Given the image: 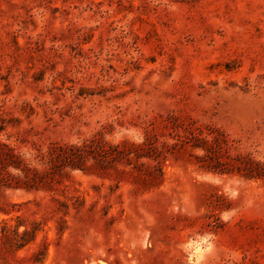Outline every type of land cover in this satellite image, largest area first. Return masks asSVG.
Wrapping results in <instances>:
<instances>
[{
    "label": "rangeland",
    "instance_id": "rangeland-1",
    "mask_svg": "<svg viewBox=\"0 0 264 264\" xmlns=\"http://www.w3.org/2000/svg\"><path fill=\"white\" fill-rule=\"evenodd\" d=\"M0 264H264V0H0Z\"/></svg>",
    "mask_w": 264,
    "mask_h": 264
}]
</instances>
